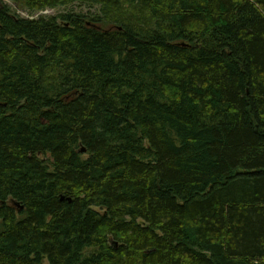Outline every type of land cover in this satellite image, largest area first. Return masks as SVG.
<instances>
[{"label": "trees", "instance_id": "obj_1", "mask_svg": "<svg viewBox=\"0 0 264 264\" xmlns=\"http://www.w3.org/2000/svg\"><path fill=\"white\" fill-rule=\"evenodd\" d=\"M8 1L0 264H264V0Z\"/></svg>", "mask_w": 264, "mask_h": 264}, {"label": "rangeland", "instance_id": "obj_2", "mask_svg": "<svg viewBox=\"0 0 264 264\" xmlns=\"http://www.w3.org/2000/svg\"><path fill=\"white\" fill-rule=\"evenodd\" d=\"M2 1L8 4L9 6H11L13 10L15 9L13 8L14 6L12 5V3H10L8 0H2ZM97 9H98L97 7H90L88 5L75 3L68 8H57L54 10L46 9L44 11H39L36 13H29L27 11H17V14H19L20 16L26 19H37L40 16H56L58 14L69 12V11H73L75 13H81L83 15H86L88 13H96Z\"/></svg>", "mask_w": 264, "mask_h": 264}, {"label": "bare ground", "instance_id": "obj_3", "mask_svg": "<svg viewBox=\"0 0 264 264\" xmlns=\"http://www.w3.org/2000/svg\"><path fill=\"white\" fill-rule=\"evenodd\" d=\"M82 151H84V150H82Z\"/></svg>", "mask_w": 264, "mask_h": 264}]
</instances>
